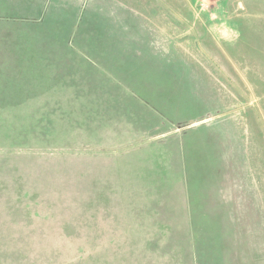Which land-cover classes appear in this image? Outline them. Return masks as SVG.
<instances>
[{
  "label": "rangeland",
  "instance_id": "374dc122",
  "mask_svg": "<svg viewBox=\"0 0 264 264\" xmlns=\"http://www.w3.org/2000/svg\"><path fill=\"white\" fill-rule=\"evenodd\" d=\"M0 264H264V0H0Z\"/></svg>",
  "mask_w": 264,
  "mask_h": 264
}]
</instances>
